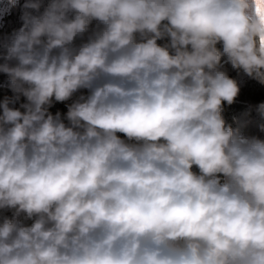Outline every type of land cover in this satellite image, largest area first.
<instances>
[{
    "label": "clouds",
    "instance_id": "1",
    "mask_svg": "<svg viewBox=\"0 0 264 264\" xmlns=\"http://www.w3.org/2000/svg\"><path fill=\"white\" fill-rule=\"evenodd\" d=\"M0 9V264H264V0Z\"/></svg>",
    "mask_w": 264,
    "mask_h": 264
},
{
    "label": "trees",
    "instance_id": "2",
    "mask_svg": "<svg viewBox=\"0 0 264 264\" xmlns=\"http://www.w3.org/2000/svg\"><path fill=\"white\" fill-rule=\"evenodd\" d=\"M23 2V0H21ZM19 20V10L18 9H10L5 11L0 16V35L5 33H11L14 29H18L20 27ZM3 50L0 49V52ZM235 76L236 74L233 73ZM4 95H11L7 88V77L3 74H0V99L3 98ZM261 99H264V88H261L254 81H242V90L239 100L236 104L231 107H226L225 116L227 119L231 120L233 116H239L246 108V106L250 103L254 104L259 102ZM60 109L62 111H66L63 105H56L52 111H56ZM250 132L255 133L256 129H249ZM10 215V214H9Z\"/></svg>",
    "mask_w": 264,
    "mask_h": 264
},
{
    "label": "rangeland",
    "instance_id": "3",
    "mask_svg": "<svg viewBox=\"0 0 264 264\" xmlns=\"http://www.w3.org/2000/svg\"><path fill=\"white\" fill-rule=\"evenodd\" d=\"M5 11L3 9H0V16L4 13Z\"/></svg>",
    "mask_w": 264,
    "mask_h": 264
}]
</instances>
